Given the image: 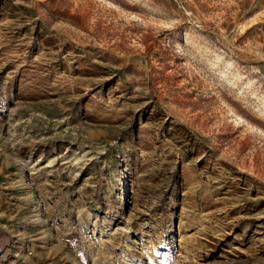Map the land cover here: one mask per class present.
<instances>
[{"label": "rangeland", "instance_id": "374dc122", "mask_svg": "<svg viewBox=\"0 0 264 264\" xmlns=\"http://www.w3.org/2000/svg\"><path fill=\"white\" fill-rule=\"evenodd\" d=\"M0 264H264V0H0Z\"/></svg>", "mask_w": 264, "mask_h": 264}]
</instances>
